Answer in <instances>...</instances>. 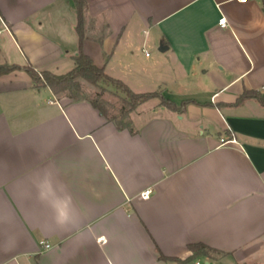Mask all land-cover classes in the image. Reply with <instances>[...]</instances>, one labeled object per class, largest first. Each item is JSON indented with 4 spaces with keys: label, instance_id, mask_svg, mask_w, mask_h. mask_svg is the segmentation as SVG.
I'll use <instances>...</instances> for the list:
<instances>
[{
    "label": "crops",
    "instance_id": "1",
    "mask_svg": "<svg viewBox=\"0 0 264 264\" xmlns=\"http://www.w3.org/2000/svg\"><path fill=\"white\" fill-rule=\"evenodd\" d=\"M86 2L95 65L136 93L193 102L142 104L131 132L25 71L0 77V264H264V106L234 105L264 93L262 1ZM77 22L73 0H0V65L70 73ZM45 169L77 210L63 229L37 198ZM191 244L219 253L193 259Z\"/></svg>",
    "mask_w": 264,
    "mask_h": 264
},
{
    "label": "trees",
    "instance_id": "2",
    "mask_svg": "<svg viewBox=\"0 0 264 264\" xmlns=\"http://www.w3.org/2000/svg\"><path fill=\"white\" fill-rule=\"evenodd\" d=\"M77 12V32L79 34V53L73 57L75 61V68L66 75H55L47 71L39 72L31 64L24 67L18 65H0V77L10 74L14 71H25L32 79L36 87H49L57 95L60 93H67L66 96L72 101H88L99 113L105 117L109 122H113L119 130L128 129L133 132L132 124L129 120L130 115L140 105L159 98L164 107L173 111L182 113L186 110L192 100L183 101L180 105L163 95L161 91L136 93L131 88L119 79H115L106 74L103 67H98L93 62L92 58L83 51V43L85 40L84 21L87 11L86 0H73ZM264 11V0L262 1ZM83 82H87L95 88L105 90V86L114 87L118 92L124 96L122 98L123 107L120 110V117L109 115L99 100L90 99L86 96L83 90ZM100 95L96 96L97 98ZM253 99L264 106V93L258 91H245L234 103V105H241L246 100ZM189 249L193 252L192 258H197L200 255L211 256L214 253H219L204 244H191ZM163 260H171L165 256H161Z\"/></svg>",
    "mask_w": 264,
    "mask_h": 264
},
{
    "label": "clouds",
    "instance_id": "3",
    "mask_svg": "<svg viewBox=\"0 0 264 264\" xmlns=\"http://www.w3.org/2000/svg\"><path fill=\"white\" fill-rule=\"evenodd\" d=\"M33 183L37 198L51 209L53 223L58 228H66L76 221L78 214L72 196L51 170L37 173Z\"/></svg>",
    "mask_w": 264,
    "mask_h": 264
},
{
    "label": "rangeland",
    "instance_id": "4",
    "mask_svg": "<svg viewBox=\"0 0 264 264\" xmlns=\"http://www.w3.org/2000/svg\"><path fill=\"white\" fill-rule=\"evenodd\" d=\"M146 49H148V52L153 53L150 46H146ZM137 56L141 57V53L138 52ZM83 90L88 98L90 99L96 98L97 100H99V102H101V105L105 109L108 110L109 115L111 116L115 115L117 117H120L121 115L120 110L123 107L122 98L124 96L121 92H118L114 87H107V86H105L106 91H104V90L95 88L94 86L90 85L87 82H83ZM66 94L67 93L65 92V93H60L59 95L64 96ZM98 95L100 96L97 98L96 96ZM166 97H169L173 100L176 99L174 96H170V94H168ZM159 102H160V105L163 106L161 103V99L156 98V99H153L143 104V107L153 108V106H156Z\"/></svg>",
    "mask_w": 264,
    "mask_h": 264
},
{
    "label": "built area",
    "instance_id": "5",
    "mask_svg": "<svg viewBox=\"0 0 264 264\" xmlns=\"http://www.w3.org/2000/svg\"><path fill=\"white\" fill-rule=\"evenodd\" d=\"M240 2L242 3H246L247 0H239ZM219 24L222 25V26H225L226 24V19L225 18H222L220 21H219ZM237 141L235 138H222L221 139V146H229V145H233V144H236ZM151 191L150 190H147L145 192H142L141 194V197L143 199H149L150 195H151ZM43 246L45 247V249H49L51 248V245L48 244V243H43ZM195 264H201L200 262H196Z\"/></svg>",
    "mask_w": 264,
    "mask_h": 264
},
{
    "label": "water",
    "instance_id": "6",
    "mask_svg": "<svg viewBox=\"0 0 264 264\" xmlns=\"http://www.w3.org/2000/svg\"><path fill=\"white\" fill-rule=\"evenodd\" d=\"M167 49H168L167 46H161L160 49H159V51L165 52V51H167Z\"/></svg>",
    "mask_w": 264,
    "mask_h": 264
}]
</instances>
